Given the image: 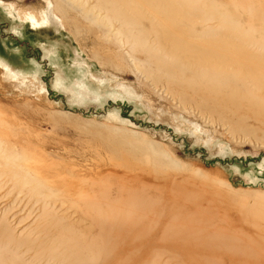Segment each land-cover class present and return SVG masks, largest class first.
Instances as JSON below:
<instances>
[{
  "label": "rangeland",
  "instance_id": "obj_1",
  "mask_svg": "<svg viewBox=\"0 0 264 264\" xmlns=\"http://www.w3.org/2000/svg\"><path fill=\"white\" fill-rule=\"evenodd\" d=\"M138 1L0 0V264H264V0Z\"/></svg>",
  "mask_w": 264,
  "mask_h": 264
},
{
  "label": "bare ground",
  "instance_id": "obj_2",
  "mask_svg": "<svg viewBox=\"0 0 264 264\" xmlns=\"http://www.w3.org/2000/svg\"><path fill=\"white\" fill-rule=\"evenodd\" d=\"M137 1H138V0H137ZM138 2H139V1H138ZM51 15H54V16H55V14H54L53 12H52V13H49L48 15H45V17H46L47 19L44 18V20L47 21V20L50 18ZM56 18H57V17H56ZM33 19H34V18H33ZM35 20H36V19H35ZM57 20H58V19H54V20H53V19H50V21H48V22H51V23H53V24L55 25ZM33 21H34V20H33ZM34 22H35V21H34Z\"/></svg>",
  "mask_w": 264,
  "mask_h": 264
}]
</instances>
